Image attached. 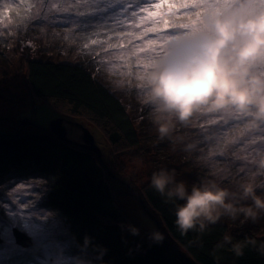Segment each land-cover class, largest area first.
Listing matches in <instances>:
<instances>
[{
    "label": "trees",
    "instance_id": "trees-1",
    "mask_svg": "<svg viewBox=\"0 0 264 264\" xmlns=\"http://www.w3.org/2000/svg\"><path fill=\"white\" fill-rule=\"evenodd\" d=\"M32 1L26 4L20 1L22 11L16 17L19 19L16 33L10 34V27L0 31V71L6 67L12 80L19 79L21 93L32 106L28 110L23 108L25 111L20 112L15 123L13 119L6 120L7 113H2L4 106L0 104V180L44 179L46 208L56 212L66 234L80 251L88 254L85 255L88 264H264V218L253 224L242 217L236 221L223 217L203 231L197 228L183 232L175 224L172 203L151 188L149 181L134 193L140 195L142 204L156 217L154 226L142 229L139 236L121 230L118 226L121 222L129 223L126 215L117 210L114 176L107 174L103 157L78 144L62 142L50 131V123L59 116L71 124L77 120L88 122L98 130L97 135L101 133L118 151L122 152L124 147L133 150L140 144L139 135L145 132L130 110L131 106L138 107L132 102L136 92L129 88V96L125 95L126 88L115 89L83 62L76 61L82 46L102 43L98 27L86 30V24L82 26L85 31L82 41L68 47L76 48L73 58L62 55L60 60L44 51L38 43L49 42L50 32L47 38L42 35L39 39L37 33L33 38L29 37L28 28L32 29L33 22L39 30L50 31V25L40 14H51L34 10L37 2ZM37 18L43 24H38ZM11 65H15L14 71ZM64 127L69 131V126ZM254 139L252 132L251 143ZM159 145L148 147L158 149ZM195 155L187 154L189 159ZM153 228L163 235L161 243L148 239ZM226 233L233 236V244L241 245L242 254H237L231 245L216 247ZM86 235L92 239L91 245L84 248ZM27 254L30 252L25 250L23 260L13 257L8 264H43Z\"/></svg>",
    "mask_w": 264,
    "mask_h": 264
},
{
    "label": "rangeland",
    "instance_id": "rangeland-1",
    "mask_svg": "<svg viewBox=\"0 0 264 264\" xmlns=\"http://www.w3.org/2000/svg\"><path fill=\"white\" fill-rule=\"evenodd\" d=\"M20 1L26 4L29 0H0V31L9 27L10 34L18 31L19 19L16 17L22 11ZM33 2H37L34 10L51 14H40L46 24L50 25V31L39 30L33 22L32 29L28 28L29 37L33 38L36 37V33L39 39L42 35L47 38L50 32L49 42L38 43L43 45L44 51L52 53V56L60 60L63 59L62 55L73 58L77 53L76 48L71 50L68 47L80 44L82 34L85 32L82 26L86 24V30L98 27L102 43L82 46L81 56L76 55L75 59H78L76 61L80 64L83 62L86 68L93 70L98 78L115 89L126 88L123 90L125 95L129 96L127 92L129 88L136 92L132 102L137 103L138 107L131 106L130 110L137 123L141 122L144 126L145 132L139 135L142 139L133 150H126L124 147L122 152L118 151L101 133L97 135L98 130L88 122L81 120V123H77V120L75 124L73 122L71 124L69 120L60 116L53 120L58 123L59 128L69 126V131L65 128L64 135L65 138L68 136L67 142L82 147L88 144L97 147L101 158L103 157L107 174L114 176L112 181L115 183L113 187L117 210L126 215L128 223L136 225L140 231L150 230V226H154V214L142 204L140 195L137 196L134 192L139 191L140 186L148 181L147 177L151 172L159 167L175 169L178 178L184 179L189 185V190L192 183L206 178L233 187L242 177L252 172L253 166L250 161L259 152L264 151V135L256 136L254 133L255 139L251 143L252 132L243 124L226 128L225 131L210 132L201 127L203 119L195 117L188 125L176 124L170 137L161 139L152 123L153 113L150 106L141 102L142 92L136 77L143 67L145 58L152 54L150 40L154 47L156 42L162 39L157 33L173 30L176 24L188 23L187 17L190 13L180 8L181 0H174L176 7L171 13L167 7L162 9L156 22L149 19L142 9L155 11L152 5L158 0H33ZM133 8L137 12L135 17L131 14ZM37 20L38 24H43L39 18ZM164 20L168 23L164 24ZM147 25H151L152 32L147 31ZM25 28L22 30L24 33ZM141 32L144 35H141ZM38 49H41V46ZM12 55L14 56L13 53ZM15 69V65H11V70ZM1 70L0 104L4 106L1 110L2 113H7L6 120L13 119L16 123L20 112L32 107L31 101L28 102L27 96L21 93L23 88L19 79L12 80L6 67ZM23 108L26 109L22 110ZM57 120H61V123ZM53 121L50 123V129L55 125L52 124ZM233 132L234 134H231ZM85 136L92 137L93 143L86 144ZM143 136H146V139ZM256 142L258 145L255 147ZM148 144L160 145L157 149L148 147ZM188 144L194 146L187 148ZM192 153L196 155L194 159H189L187 154ZM126 185H131V188ZM46 194L45 181L40 177L0 180V237L3 240L0 243V263L8 264L13 257L23 260L24 251L27 250L30 252L27 254L29 257L40 260L43 264H88L85 256L88 254L80 251L77 244L66 234L56 212L46 208ZM14 230L31 237V246L23 248L19 245L15 241Z\"/></svg>",
    "mask_w": 264,
    "mask_h": 264
},
{
    "label": "clouds",
    "instance_id": "clouds-1",
    "mask_svg": "<svg viewBox=\"0 0 264 264\" xmlns=\"http://www.w3.org/2000/svg\"><path fill=\"white\" fill-rule=\"evenodd\" d=\"M236 2L243 6L246 0ZM138 81L141 102L150 106L161 139L170 137L176 124L188 125L209 114L243 120L252 132L264 131V10L244 14L239 7L206 8L188 33H178L145 58ZM250 163L254 170L233 187L206 178L189 190L176 170L167 167L152 171L147 179L172 203L175 224L183 232L203 231L223 217L256 224L264 218V151ZM118 226L131 236L140 235L134 224ZM91 239L86 235L82 247L90 246ZM148 239L158 244L163 235L153 228ZM232 242L233 236L226 233L216 247L231 245L242 254L241 245Z\"/></svg>",
    "mask_w": 264,
    "mask_h": 264
},
{
    "label": "snow or ice",
    "instance_id": "snow-or-ice-1",
    "mask_svg": "<svg viewBox=\"0 0 264 264\" xmlns=\"http://www.w3.org/2000/svg\"><path fill=\"white\" fill-rule=\"evenodd\" d=\"M152 7L155 8V11H149L148 8H144L142 9V12L147 13L148 18L153 20V22H156L157 18L160 17V12L162 9L167 7L169 12L171 13L173 9L176 7V4L174 0H158V2L152 5ZM209 7L214 9H225V10L239 7V10L244 14H252L257 10H264V0H246L243 6H238L236 0H212L211 3L209 2V0H181L180 8L190 13V15L187 17L188 23L176 24L173 30L157 33V35L161 36L162 39L157 41L154 47L152 46V41L150 40L149 47L151 53L154 54V52L159 51L164 44H166L172 37L176 36L178 33H188L192 28H194L197 21L200 20L201 16L204 13V10ZM131 14L133 17L137 15L135 8L131 10ZM163 23L167 24L168 21L164 20ZM146 27L148 32L153 31L151 25H147ZM130 35L131 34H129V36ZM141 35H144V33L141 32ZM127 38L128 37H125V39ZM93 43H95V41H93ZM141 47H143V45H141ZM129 75H131V73H129ZM136 79L138 80V76L136 77ZM196 118L203 119L204 123L201 125V127H204L206 130L210 132L225 131L226 128L235 127L238 124H243L245 126L243 120H234L221 114L199 115ZM210 126H219V127H210ZM254 133H259L261 135H264V131H257ZM253 170L254 169H252V171Z\"/></svg>",
    "mask_w": 264,
    "mask_h": 264
},
{
    "label": "water",
    "instance_id": "water-1",
    "mask_svg": "<svg viewBox=\"0 0 264 264\" xmlns=\"http://www.w3.org/2000/svg\"><path fill=\"white\" fill-rule=\"evenodd\" d=\"M57 121H59V123H61V120H57ZM52 124H55L54 126H52V128L50 129V131L54 134V135H56L59 139H65V140H67L65 137H64V135H65V132H66V129H65V127H60L59 128V126L57 125L58 123L55 121H53V123ZM64 128V129H63ZM64 137V138H63ZM84 141H85V143L86 144H88V143H93V139H92V137H90V136H85V138H84ZM83 147H85L86 149H88V150H90V151H94V152H97L98 153V155H100L99 154V152H98V149H97V147H95V145H93V146H91V145H84ZM14 238H15V241L19 244V245H21L23 248H28V247H30L31 246V244H32V240H31V238L29 237V236H27V235H25V234H23L22 232H20L19 230H14ZM2 241H1V238H0V243H1Z\"/></svg>",
    "mask_w": 264,
    "mask_h": 264
},
{
    "label": "bare ground",
    "instance_id": "bare-ground-1",
    "mask_svg": "<svg viewBox=\"0 0 264 264\" xmlns=\"http://www.w3.org/2000/svg\"><path fill=\"white\" fill-rule=\"evenodd\" d=\"M40 8H42V7H40ZM36 10H37V9H36ZM62 142L67 143V140H64V141H62Z\"/></svg>",
    "mask_w": 264,
    "mask_h": 264
}]
</instances>
